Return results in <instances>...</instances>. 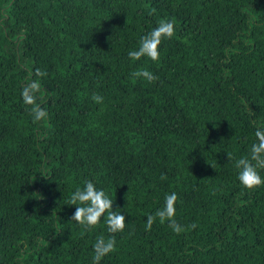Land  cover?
I'll return each mask as SVG.
<instances>
[{
	"label": "trees",
	"instance_id": "obj_1",
	"mask_svg": "<svg viewBox=\"0 0 264 264\" xmlns=\"http://www.w3.org/2000/svg\"><path fill=\"white\" fill-rule=\"evenodd\" d=\"M164 20L159 60H130ZM258 128L264 0H0V264H94L101 236L116 246L99 264H264V184L243 187L235 166ZM85 181L122 232L72 221ZM172 192L183 231L149 228Z\"/></svg>",
	"mask_w": 264,
	"mask_h": 264
},
{
	"label": "clouds",
	"instance_id": "obj_2",
	"mask_svg": "<svg viewBox=\"0 0 264 264\" xmlns=\"http://www.w3.org/2000/svg\"><path fill=\"white\" fill-rule=\"evenodd\" d=\"M175 26L171 21L164 20L152 29L146 35L142 36L136 49L129 51L130 60H140L141 58L149 59L153 62L159 60V47L163 39L171 38L174 35ZM136 78H143L148 82L156 79L155 75L148 70L137 71L133 73ZM40 91V84L36 81L26 85L22 89V98L26 105H35L37 93ZM95 102H102L103 97L93 96ZM47 112L39 106L32 108V116L34 121H41L47 118ZM257 138L251 146L248 156L242 157L235 161L238 170L239 183L247 188L253 189L264 184V177L260 175L261 169H264V128H258L255 131ZM177 194L172 192L164 198L163 206L158 209L155 215L147 217V226L150 228L157 218L160 221H167L170 227L176 233L183 231L174 217L176 214ZM69 204L75 206V212L72 221L77 222L85 228L96 226L101 218L107 226L110 234L122 232L125 228V215L120 211H113V201L109 198L103 189L97 188L93 182L85 181L83 187L77 188L70 197ZM107 213V215H105ZM195 227V225H192ZM116 246L114 236L107 239L103 236L99 237L94 244V264H99L103 257L112 253Z\"/></svg>",
	"mask_w": 264,
	"mask_h": 264
}]
</instances>
